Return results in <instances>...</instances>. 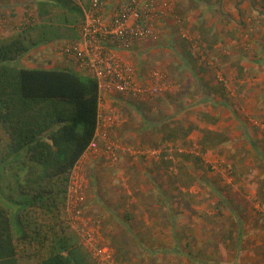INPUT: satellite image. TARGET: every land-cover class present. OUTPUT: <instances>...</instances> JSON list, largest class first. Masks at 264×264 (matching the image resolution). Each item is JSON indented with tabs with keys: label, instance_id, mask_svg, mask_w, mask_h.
Returning <instances> with one entry per match:
<instances>
[{
	"label": "rangeland",
	"instance_id": "rangeland-1",
	"mask_svg": "<svg viewBox=\"0 0 264 264\" xmlns=\"http://www.w3.org/2000/svg\"><path fill=\"white\" fill-rule=\"evenodd\" d=\"M160 1L169 10L155 23L156 38L142 47L153 60L159 57L145 73L162 84V91L145 97V111L149 120H162V127L144 126L141 138L118 137L121 145L113 137L116 159L103 142L80 159L79 214L68 213L65 197L53 211L31 210L25 219L49 238L52 230L65 237L75 264H264V199L259 196L264 180V0ZM61 3L68 19L78 13L75 0ZM173 34L178 46L171 47ZM213 34L219 40L210 46L203 36ZM182 80L206 88L208 100L201 109L190 107L194 97L179 90ZM188 121L192 131L202 122L201 141L166 139L169 129L188 126ZM218 121L228 127L210 131L208 126ZM1 138L0 124V148L5 145ZM180 162L193 177L189 186L178 181ZM27 171L19 170L20 180ZM3 185L1 203L20 214L18 201L24 196L13 170ZM47 244L18 239L19 264L37 262L38 255L31 254H46Z\"/></svg>",
	"mask_w": 264,
	"mask_h": 264
},
{
	"label": "trees",
	"instance_id": "trees-1",
	"mask_svg": "<svg viewBox=\"0 0 264 264\" xmlns=\"http://www.w3.org/2000/svg\"><path fill=\"white\" fill-rule=\"evenodd\" d=\"M79 10L83 11L81 7ZM35 23L36 20L26 21L19 37L0 43V124L5 136L1 138L5 145L0 148V188H4V180L13 170L24 196L18 201L21 213L17 215L0 201V264H19L18 239L21 243L43 246L50 240L46 254L39 255L36 251L31 254L39 258L34 264H75L71 244L65 237L52 230L49 238L48 234L31 229L25 218L31 210L53 211L66 197L71 171L97 131L99 86L92 76L69 67L22 64L21 59L40 44L32 38L28 41L22 38ZM205 36L210 46L219 40L217 34ZM176 126L169 129L166 139H185L193 129L182 124ZM179 168L178 181L189 186L193 177L185 163L180 162ZM24 169L28 171L25 179L20 180L19 170ZM259 194L264 199V180ZM24 211L27 213L23 215ZM227 238L232 241L233 234L229 233Z\"/></svg>",
	"mask_w": 264,
	"mask_h": 264
},
{
	"label": "built area",
	"instance_id": "built-area-1",
	"mask_svg": "<svg viewBox=\"0 0 264 264\" xmlns=\"http://www.w3.org/2000/svg\"><path fill=\"white\" fill-rule=\"evenodd\" d=\"M114 2L115 0H89L88 5L83 4L84 18L78 27L80 39L62 47L61 53L71 58L81 71L87 72L98 82V127L86 153L97 152L100 142H104L105 152L116 159L119 148L113 140V130L117 117L104 111V99L109 93L145 98L162 91L160 83H153L152 80L146 85L141 83L132 61L122 51L134 49L156 38L155 23L169 8L166 2L160 0ZM28 19L27 22H35L34 16ZM154 75L155 73L151 77L154 78ZM77 165L70 174L66 206L68 213L73 210L79 214L83 199Z\"/></svg>",
	"mask_w": 264,
	"mask_h": 264
},
{
	"label": "crops",
	"instance_id": "crops-1",
	"mask_svg": "<svg viewBox=\"0 0 264 264\" xmlns=\"http://www.w3.org/2000/svg\"><path fill=\"white\" fill-rule=\"evenodd\" d=\"M61 1L62 0H0V43L19 37L22 30L25 29L24 27L27 19L34 15L36 20L35 26L33 25V27L28 28L22 38L26 41L32 38L36 42H40V44L21 59L22 64L29 67H42L43 65L49 68L69 67L82 74H88L87 72L81 71L71 58L64 56L61 53V48L80 39L78 27L83 22V11H80L79 8L81 7L82 10V5H88L89 0H75L78 13L72 12L70 19L67 18L69 12L68 10L65 11ZM124 1L126 0H115L114 4ZM62 15H65V21ZM168 39L171 47L178 46L175 34L171 35ZM169 52L171 51H168V53ZM122 54L127 59L131 60L133 65L136 66V64H139V68L136 67V74L139 81L146 85V82L150 81L148 78L150 74L149 72L145 73V70H149L148 68L156 64V60L159 57H155V60H153V54H150V51L147 49L144 50L142 45H138L134 49L128 51H122ZM156 55L159 56L158 54H154V56ZM168 60L170 59L168 58ZM25 61L39 63V66L27 65ZM171 61L173 63L178 62L175 67L181 66V62L177 57L175 58L173 56ZM181 61L186 63L183 57ZM47 64L49 65L47 66ZM138 70L140 71L138 72ZM178 85L180 91L186 92V96L194 97L190 102V107L196 105L201 109L204 100H208L206 88L202 87V89L200 83L199 85L197 83H192L190 84L191 86H188L186 81L182 80V82H178ZM146 99L147 98L134 96H122L119 93H109L106 96L102 106L104 111L107 113L111 112L117 117V124L113 130V137H115L116 142H118V137L121 138V140L126 138L131 139L133 136L135 138H141L146 130H144L146 126L147 128L162 127V120H149L147 118L145 111L148 108L147 104H145L147 101ZM177 111L178 110H176V112ZM172 115H174V113H172ZM147 122H150L151 125H147ZM191 122L188 121V126H190ZM220 123V121L216 122V125L212 123L208 128L210 131L222 132L228 125L225 124L224 128H222ZM197 125H199V127ZM202 129H204L202 127V122L195 124L194 131H192V134L188 137L190 141H193V139L201 141L203 137ZM121 133H125L124 137H122ZM119 134L121 135L119 136ZM250 142L252 145L255 143L253 140ZM102 144H104V142ZM129 146L130 145H123V147L126 148ZM136 147L139 148L140 146ZM254 147L256 148V146ZM136 161L140 162L138 160ZM144 187V190H146L147 186ZM158 193H160V191H158ZM151 221L154 220L152 219ZM239 231L242 230L239 228ZM247 231L249 232L250 228H248Z\"/></svg>",
	"mask_w": 264,
	"mask_h": 264
}]
</instances>
